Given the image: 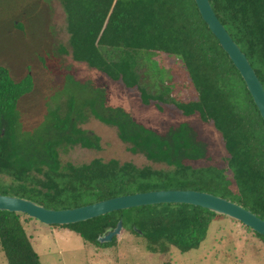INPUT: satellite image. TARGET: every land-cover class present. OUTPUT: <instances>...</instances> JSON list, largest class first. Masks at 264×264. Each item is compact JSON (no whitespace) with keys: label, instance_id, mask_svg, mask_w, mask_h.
<instances>
[{"label":"trees","instance_id":"1","mask_svg":"<svg viewBox=\"0 0 264 264\" xmlns=\"http://www.w3.org/2000/svg\"><path fill=\"white\" fill-rule=\"evenodd\" d=\"M208 1L264 89V0ZM61 4L72 59L86 63L110 80H119L127 88H135L142 103L149 99L164 100L162 89L151 94L139 82V67L145 62L142 54L162 52L181 62L197 99L188 103L177 102L175 107L183 115L196 112L200 119L211 120L229 154L227 169L231 170L236 191H226L220 176L210 173L212 168L153 172L148 167L136 168L129 163L115 166L116 161L113 160L112 163L91 161L71 167V177H74V183L77 182L72 195L57 194L56 183L50 180L43 183L42 190L31 195L19 191L17 185H12L14 183L0 186V193L25 197L46 208L58 209L137 191L195 189L231 199L264 220V123L237 70L202 21L193 0H61ZM60 50L66 52L63 46ZM69 77L65 76L66 82H73ZM168 87L164 86L165 89ZM32 88L29 74L13 80L10 71L0 64V157L5 155L6 147L10 151L3 138L8 133L13 135L14 127L18 126L16 105L20 97ZM83 89L87 94V90L90 94L93 90L101 92V89L84 85ZM99 97L101 99V94ZM95 104L100 106V110L96 111L91 106L93 116L101 123L115 126L121 139L125 140V135L131 130L138 136L145 133L146 127L122 108L103 106L96 100ZM180 126L184 130L183 137ZM56 128L57 132H47L50 135L43 136L37 143L33 141L26 149L36 163L35 166L30 163L29 168L42 167L50 174L57 173L60 167L58 142L79 144L83 148L99 147L98 136L91 131L79 128L68 131L65 126L59 128L57 125ZM177 128L179 130L176 131ZM38 131L41 136L42 128ZM166 132L172 133L174 138L172 143L175 145L171 150H167V141L158 139L169 135H155L151 146L145 148L146 153L154 152L161 158L167 156L174 165L180 156L192 160L205 158L203 143L195 140L186 123L169 127ZM135 139L133 136L132 141ZM9 143L18 148L30 142L16 144L11 139ZM134 148L130 146V150L134 151ZM0 174L8 173L0 168ZM8 175L14 178L13 174ZM19 216L20 213L0 211V249L6 264H40ZM218 217L223 215L199 206L158 203L116 210L61 226L77 233L84 242L110 246L115 242V236L103 243L96 237L120 219L122 226L130 225L132 232L144 238L146 250L163 253L172 246L185 252L199 245L209 222ZM244 227L264 243L263 236Z\"/></svg>","mask_w":264,"mask_h":264},{"label":"rangeland","instance_id":"2","mask_svg":"<svg viewBox=\"0 0 264 264\" xmlns=\"http://www.w3.org/2000/svg\"><path fill=\"white\" fill-rule=\"evenodd\" d=\"M65 22L61 0H0V64L10 71L13 80L29 74L33 82L31 91L22 95L16 105L18 126L14 127V136L8 133L3 138L10 151L5 148L0 168L14 178L0 174V186L14 183L12 185H17L19 191L31 195L42 190L43 183L50 180L56 183L57 194L72 195L77 182H73L71 167L91 161H116L115 166L129 163L136 168L148 167L153 172L212 168L210 173L220 176L226 191H236L231 170L227 169L229 154L211 120L200 119L196 112L183 115L175 107L177 102L197 99L189 75L176 57L162 52L142 54L145 62L139 67L140 84L148 93L159 92V89L164 92V100L149 99L142 103L135 88H127L119 80H110L86 63L72 59ZM17 23L20 26H15ZM60 46L65 47L66 52H62ZM65 76H70L73 82H66ZM81 84L101 89L98 92L101 99L95 90L92 94L87 90V94ZM165 84L169 86L167 89ZM95 100L103 106L122 108L146 127L145 133L138 136L131 130L125 135L126 141L121 139L115 126L101 123L93 116L91 106L100 110ZM179 123H186L195 140L203 143L205 158L192 160L180 156L174 165L167 156L161 158L154 152L146 153L145 148L151 146L155 135H169L158 139L167 141V150H171L174 138L166 131ZM56 125L65 126L68 131L72 128L91 131L98 136V149L58 142L60 167L57 173L50 174L42 167L29 168L30 163L36 165L27 151L31 143L42 141L43 136L50 135L47 132H57ZM41 128L42 137L38 133ZM133 136L135 141H132ZM11 139L16 144L30 143L15 148L9 143ZM131 145L134 151L130 150ZM19 218L40 264H264L262 240L226 216L209 222L205 237L196 248L180 252L168 246L163 253L146 250L144 238L132 232L127 224L122 226L112 245L94 246L63 225H45L23 213ZM0 264H6L1 249Z\"/></svg>","mask_w":264,"mask_h":264},{"label":"water","instance_id":"3","mask_svg":"<svg viewBox=\"0 0 264 264\" xmlns=\"http://www.w3.org/2000/svg\"><path fill=\"white\" fill-rule=\"evenodd\" d=\"M193 2L202 21L237 70L264 123V89L244 53L219 22L209 1L193 0ZM158 203H185L199 206L215 214L234 219L264 237V220L262 218L235 201L202 190L168 188L137 191L58 209L46 208L25 197L0 193V211L23 213L45 225H66L116 210ZM121 228L122 223L118 219L112 228H108L97 236L96 240L100 243L108 242L120 232ZM132 228L139 232L135 227Z\"/></svg>","mask_w":264,"mask_h":264},{"label":"crops","instance_id":"4","mask_svg":"<svg viewBox=\"0 0 264 264\" xmlns=\"http://www.w3.org/2000/svg\"><path fill=\"white\" fill-rule=\"evenodd\" d=\"M240 223V222H239Z\"/></svg>","mask_w":264,"mask_h":264}]
</instances>
